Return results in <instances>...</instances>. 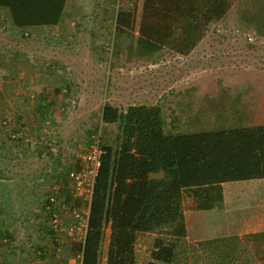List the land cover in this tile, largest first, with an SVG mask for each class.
I'll list each match as a JSON object with an SVG mask.
<instances>
[{
  "label": "trees",
  "instance_id": "16d2710c",
  "mask_svg": "<svg viewBox=\"0 0 264 264\" xmlns=\"http://www.w3.org/2000/svg\"><path fill=\"white\" fill-rule=\"evenodd\" d=\"M67 1L0 0V10L7 12L17 36L19 28L42 32L59 25ZM126 1L130 4L119 8L115 17L119 34L132 30L136 21V0ZM233 6V0H142L138 55L148 58L163 49L189 53L209 32H216ZM235 13L239 30L233 28L232 35L241 30L248 40L254 34L264 36V0H237ZM117 42L120 49V39ZM27 69L35 68L30 64ZM65 72L68 75V70ZM210 85L204 84V89L193 86L188 92L182 86L176 90L188 102L180 106L187 115L174 127L187 130L195 126L191 132H172L160 103L131 104L124 113L110 102L104 103L102 120L119 123L121 138L118 148L105 146L85 239L83 243L72 242L74 254L82 255L81 264H100L107 223L112 231L106 264H136V242L139 234L146 232L157 233L146 264H191L178 252L179 242L188 235L184 212L187 199L192 196L194 209L211 213L224 208L225 182L264 178V123L221 129L200 127L223 126V120L229 118L224 90ZM47 99V95L37 96L36 111L44 117L50 112L46 106L50 102L43 104ZM235 107L239 114L241 107ZM197 115L203 118L196 119ZM73 199L66 200L72 204ZM251 237L258 244L264 239V231ZM47 254L41 249L39 257L46 258Z\"/></svg>",
  "mask_w": 264,
  "mask_h": 264
},
{
  "label": "rangeland",
  "instance_id": "374dc122",
  "mask_svg": "<svg viewBox=\"0 0 264 264\" xmlns=\"http://www.w3.org/2000/svg\"><path fill=\"white\" fill-rule=\"evenodd\" d=\"M236 1L233 0L234 6L216 27V32H209L189 53L177 54L163 49L148 58L138 55L136 47L142 0H136L134 28L120 34L116 30L115 17L119 8L127 7L126 0H68L62 26H50L42 32L19 28L17 36L7 12L0 10V74L3 70L6 74L13 72L18 67L17 57H20L19 67L24 69L31 64L57 79L53 83L59 86H63V70H68L69 78L64 85H67L65 93L68 96L65 97L69 105L63 108L62 105L67 104L64 101L50 110L49 122L44 123L52 136L63 137V140L76 131L87 140L89 128L94 127L101 129L106 145L118 148L119 123L101 122L105 102L119 107L121 113L131 104H164L166 123L172 126V91L178 85L204 89V84L211 86L213 83L224 90L222 96L229 102V118L223 120V126L200 127L221 129L264 123V36L254 34L248 40L241 30L237 35L230 33L233 28L238 29L234 21ZM119 39L122 46L117 49ZM79 72L83 75L78 78ZM58 75L61 77H56ZM77 79L80 82L75 83ZM10 81V77L0 76L9 99L12 98ZM92 81L94 89L98 90L93 107L71 104L70 99L80 100L81 95L88 97L95 92L87 86V82L92 85ZM254 84L260 86L253 90ZM235 106L241 107L239 114L235 113ZM3 116H0V143L11 152V135L19 124L11 110ZM202 118L201 115L196 117ZM43 127L38 125L36 132ZM186 129L181 132H191L195 126ZM27 158V155L21 158L25 171L29 167ZM13 164L16 165L10 154L0 152V178L2 175L11 178ZM34 178L35 175L31 179ZM223 187L224 208L205 213L195 221L189 219V239L179 242V254L191 264H264V239L257 244L251 237L252 227H247L257 212L264 210L261 204L264 203V178L227 181ZM26 227L30 229L34 225L28 223ZM155 233L139 234L136 264H146L157 236ZM206 233L217 236L209 237Z\"/></svg>",
  "mask_w": 264,
  "mask_h": 264
},
{
  "label": "crops",
  "instance_id": "0c3cea01",
  "mask_svg": "<svg viewBox=\"0 0 264 264\" xmlns=\"http://www.w3.org/2000/svg\"><path fill=\"white\" fill-rule=\"evenodd\" d=\"M60 25H63L62 20L58 26ZM16 59H19V57ZM19 64L20 60L17 62V69H13V72L6 74V71L3 70V73L0 74V76L3 75V77L8 76L11 78V81L8 85L11 87L10 94L12 96L11 99L7 98L6 87L3 82L0 83V110H12V113L15 114L16 123L19 124L17 127H15L16 132L25 128L26 134L32 138L39 139L44 138V136L45 138L42 143V148L38 149V147H40L42 144L36 147L28 145L22 151H19L16 148L14 140L12 141V139L10 145L11 152H9L8 148L4 146V143H0V152L2 155L7 153L10 154L11 157H13V163L16 164L11 166L12 174L10 179L5 178L4 175H2L0 178V264H33L32 260L34 261V264H75L76 259L74 257L72 241L64 235L60 240L54 239L52 236L50 237L51 234L48 233L43 221L41 203L43 195L50 190L51 185L55 182H61L63 184V194L66 199H70V197H72L70 188L68 187L70 184L68 172L71 169L77 167L78 162L75 152L84 150L86 148L88 139L86 140L83 134H78V131L72 134V137L66 139L64 138L65 140H63V137L59 138L54 135L52 136L51 131H49L46 124H44L49 122V117H51L52 113L49 112L47 117H44L41 115V113L36 111L37 96L39 94L47 95L48 99L43 104L50 102L46 105L49 110L58 108L62 102L64 103V101H66L67 104H63V108L64 106L69 105V99L65 97L68 96V94L65 93V87L67 85H64L65 80L69 78V76L66 74L65 70H63V86H59L53 83L57 79H53L51 75H48L39 69H23L19 67ZM82 75V72H79L76 77L78 76L79 78ZM56 77L61 76L58 75ZM77 82H80L79 79L75 81V83ZM88 82V88L91 86L92 90L95 92H93L92 95L88 97L81 95L80 100L70 99L71 104L74 103V106L75 104H85L87 107H89V109L93 107L94 102L97 101V97L95 95L98 93V90L94 89L93 81L92 85H89ZM180 86L181 85L175 86L174 90L172 91L175 92V95L173 94V97L171 98L172 121H175V123H172V126H168L165 121L166 126H168L172 132H181L182 129L180 130V127L175 128L174 125H180V118L182 119L187 115L183 113V110L180 106L183 102L188 101H184V95H178V91H176L180 88ZM192 88L193 87H188L187 92L188 90L191 91L190 89ZM252 88L253 90L256 89L255 86H252ZM60 91H62L61 93H63V95H60ZM160 105L162 107L164 106V104L161 103ZM1 113L2 115L4 114V112ZM100 118L101 122L103 123L104 121L102 120V113ZM21 124H25L26 127H20L22 126ZM38 125H43L44 127L42 130H40L41 132L37 130L39 132L37 135L36 133L38 132H36V127ZM63 144H65V147H67V152H65L67 156L64 158V161L58 160L57 163H55L56 165H53L52 160L55 159L53 151L63 147ZM47 146L50 147L44 149ZM24 155L28 156V158L25 160L29 162V167L26 171L22 168L24 159L21 158ZM2 170H4L3 167ZM34 175L36 178L32 180L31 178ZM40 175L43 176L40 177ZM38 178L42 180L39 181ZM72 204L78 206L85 205V203L82 201L75 199H73ZM193 204L194 198L190 196L186 201L184 211L188 228V235L186 237L187 240L189 239L191 228V226L188 225V222L190 221L189 219H191V221H195L199 216L206 213L203 210L194 209L192 207ZM261 204L264 205L263 202H261ZM262 210L257 212V217L255 216L250 225L247 226L252 227V230L249 229L252 233L264 231V210ZM34 222H36V225ZM28 223L33 224L34 227L27 229L26 224ZM199 228H203L204 230L207 229L204 226H199ZM111 231V225L110 223H107L105 225V234L101 246L100 264H106V255ZM15 233H17V235H15ZM24 234L29 236L33 244H37L38 247L43 250V253H48L46 258L43 257V259L39 261L38 257L35 255V252L26 248L23 243L24 241L21 240L24 237ZM206 235H209V237L217 236L216 234L212 233H206ZM5 236L15 240L19 236L21 239L18 238L19 240H16L17 242L15 245H12V243L8 245L2 242V239ZM19 242L22 245L21 249L17 248L20 247L17 246L20 245ZM62 257L63 261L61 260Z\"/></svg>",
  "mask_w": 264,
  "mask_h": 264
},
{
  "label": "built area",
  "instance_id": "2783aa9c",
  "mask_svg": "<svg viewBox=\"0 0 264 264\" xmlns=\"http://www.w3.org/2000/svg\"><path fill=\"white\" fill-rule=\"evenodd\" d=\"M251 38V37H250ZM12 138L19 151H22L26 146L32 145L33 147L40 146L44 138L35 139L26 134L23 130H18L12 133ZM88 142L86 148L82 151L75 152L77 159V167L69 171L70 192L75 200L82 201L85 205H74L69 203L63 194V184L61 182H55L51 185L50 190L43 195L41 208L43 212V221L45 223L50 237L60 240L63 235L66 236L74 243H83L86 232L88 229V219L90 211V203L93 197L94 187L96 184L97 176L101 167L103 154L105 150V142L103 134L100 128H89ZM63 144V147L55 149L53 151L54 160L53 165H56L58 160H64L67 147ZM43 144L38 147L42 148ZM43 175H40L42 177ZM39 181L40 178H38ZM37 179V180H38ZM23 234V233H22ZM17 235V233H15ZM19 239H21L18 236ZM16 238L18 241L19 239ZM15 239H10L5 236L2 242L10 245H15L17 242ZM24 242L26 248L33 250L35 255L40 258L41 249L38 245L33 244L30 237L24 234L21 239ZM20 243V242H19ZM34 245V246H33ZM19 248H22L20 243ZM81 253H77L75 256V264H81ZM41 261V258L38 259ZM33 264L34 261L32 260Z\"/></svg>",
  "mask_w": 264,
  "mask_h": 264
}]
</instances>
